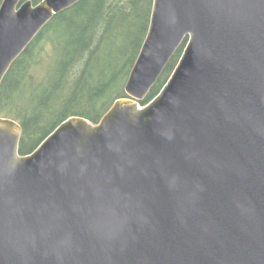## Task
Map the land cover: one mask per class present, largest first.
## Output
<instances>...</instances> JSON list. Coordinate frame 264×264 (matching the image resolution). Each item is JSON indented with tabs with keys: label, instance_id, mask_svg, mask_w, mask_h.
Wrapping results in <instances>:
<instances>
[{
	"label": "water",
	"instance_id": "1",
	"mask_svg": "<svg viewBox=\"0 0 264 264\" xmlns=\"http://www.w3.org/2000/svg\"><path fill=\"white\" fill-rule=\"evenodd\" d=\"M80 1H3L0 87ZM126 93L27 156L0 119V264H264V0H155Z\"/></svg>",
	"mask_w": 264,
	"mask_h": 264
},
{
	"label": "trees",
	"instance_id": "2",
	"mask_svg": "<svg viewBox=\"0 0 264 264\" xmlns=\"http://www.w3.org/2000/svg\"><path fill=\"white\" fill-rule=\"evenodd\" d=\"M4 0H0V7ZM32 1L38 5L42 0ZM155 0H82L57 14L13 63L0 87V119L23 128L27 156L66 120L101 123L126 86L148 36ZM186 43L149 95L147 106L171 78Z\"/></svg>",
	"mask_w": 264,
	"mask_h": 264
},
{
	"label": "rangeland",
	"instance_id": "3",
	"mask_svg": "<svg viewBox=\"0 0 264 264\" xmlns=\"http://www.w3.org/2000/svg\"><path fill=\"white\" fill-rule=\"evenodd\" d=\"M143 108V106H141Z\"/></svg>",
	"mask_w": 264,
	"mask_h": 264
}]
</instances>
